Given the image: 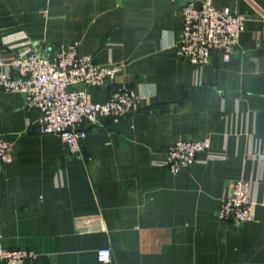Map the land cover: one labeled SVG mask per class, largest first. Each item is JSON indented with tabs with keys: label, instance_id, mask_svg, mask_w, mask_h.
<instances>
[{
	"label": "crops",
	"instance_id": "obj_1",
	"mask_svg": "<svg viewBox=\"0 0 264 264\" xmlns=\"http://www.w3.org/2000/svg\"><path fill=\"white\" fill-rule=\"evenodd\" d=\"M179 1L0 0V62L74 44L120 64L113 81L88 86L93 101L120 84L138 95L133 114L85 125L75 156L0 85V136L13 147L0 169V245L34 251L23 264H264V0H211L246 20L230 58L217 51L201 67L178 53L182 5L200 0ZM202 137L211 146L192 164L165 166L169 144ZM238 178L254 204L234 225L217 210Z\"/></svg>",
	"mask_w": 264,
	"mask_h": 264
},
{
	"label": "built area",
	"instance_id": "obj_2",
	"mask_svg": "<svg viewBox=\"0 0 264 264\" xmlns=\"http://www.w3.org/2000/svg\"><path fill=\"white\" fill-rule=\"evenodd\" d=\"M181 38L178 53L199 67L209 63L214 52L228 60L238 43L246 17L235 9L216 7L211 0L189 1L182 6ZM8 72L0 73V85L5 91H17L24 97L27 108L40 111L39 133H56L65 141L69 154L79 156L85 125L97 123L98 115L117 121L138 110L137 93L120 84L104 102L91 99L88 86L113 81L120 70L119 63H98L91 55H82L76 45L61 46L52 54L34 46L25 47L11 60L1 61ZM211 146L208 137L179 139L169 144L164 159L173 173L192 164L199 152ZM12 141L0 136V169L12 159ZM254 202L250 198V181L238 178L221 198L217 210L220 221L237 225L252 218ZM108 247L97 249L101 262L110 260ZM35 253L23 248H3L0 245V264H23ZM187 264H194L189 262Z\"/></svg>",
	"mask_w": 264,
	"mask_h": 264
},
{
	"label": "water",
	"instance_id": "obj_3",
	"mask_svg": "<svg viewBox=\"0 0 264 264\" xmlns=\"http://www.w3.org/2000/svg\"><path fill=\"white\" fill-rule=\"evenodd\" d=\"M179 2H180V4H181V5L185 3V1H182V0H181V1H179ZM182 6H183V5H182Z\"/></svg>",
	"mask_w": 264,
	"mask_h": 264
}]
</instances>
